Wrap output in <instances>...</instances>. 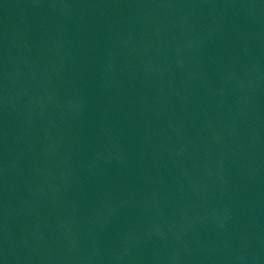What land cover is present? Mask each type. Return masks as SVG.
<instances>
[{
	"label": "water",
	"instance_id": "95a60500",
	"mask_svg": "<svg viewBox=\"0 0 264 264\" xmlns=\"http://www.w3.org/2000/svg\"><path fill=\"white\" fill-rule=\"evenodd\" d=\"M0 264H264V0H0Z\"/></svg>",
	"mask_w": 264,
	"mask_h": 264
}]
</instances>
